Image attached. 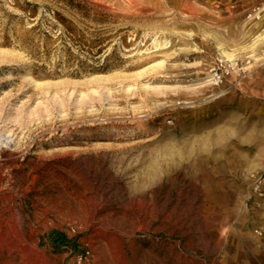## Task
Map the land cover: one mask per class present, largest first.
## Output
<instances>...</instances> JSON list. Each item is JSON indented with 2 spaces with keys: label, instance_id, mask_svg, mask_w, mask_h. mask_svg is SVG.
<instances>
[{
  "label": "rangeland",
  "instance_id": "obj_1",
  "mask_svg": "<svg viewBox=\"0 0 264 264\" xmlns=\"http://www.w3.org/2000/svg\"><path fill=\"white\" fill-rule=\"evenodd\" d=\"M6 14L49 48L0 44V264H264V0Z\"/></svg>",
  "mask_w": 264,
  "mask_h": 264
},
{
  "label": "trees",
  "instance_id": "obj_2",
  "mask_svg": "<svg viewBox=\"0 0 264 264\" xmlns=\"http://www.w3.org/2000/svg\"><path fill=\"white\" fill-rule=\"evenodd\" d=\"M40 5L34 2L25 1L24 6L21 7L24 13L36 14ZM33 18H35L33 16ZM6 23L0 29V44L6 47L17 46L25 49L30 56L39 60L42 54L48 51L49 48V34L41 30L40 21L33 26L29 32L33 35L21 36L17 28L18 21L21 17L17 14H6ZM46 36V38L43 37Z\"/></svg>",
  "mask_w": 264,
  "mask_h": 264
},
{
  "label": "built area",
  "instance_id": "obj_3",
  "mask_svg": "<svg viewBox=\"0 0 264 264\" xmlns=\"http://www.w3.org/2000/svg\"><path fill=\"white\" fill-rule=\"evenodd\" d=\"M234 71L238 73L242 71V67L239 66L238 62H228L222 58H218L210 69V80L214 86L220 87L225 84L229 74ZM257 187L259 188L260 184Z\"/></svg>",
  "mask_w": 264,
  "mask_h": 264
},
{
  "label": "bare ground",
  "instance_id": "obj_4",
  "mask_svg": "<svg viewBox=\"0 0 264 264\" xmlns=\"http://www.w3.org/2000/svg\"><path fill=\"white\" fill-rule=\"evenodd\" d=\"M4 49V48H3ZM4 50H9V49H7V48H5ZM224 55H225V57H227V58H229V59H231V55L230 54H228V53H226V52H224L223 53ZM38 83H39V81H38ZM95 235H97L98 236V234H95ZM31 245V244H30ZM31 246H33V245H31ZM30 246V247H31ZM31 250V249H30ZM36 250V249H35ZM31 252H32V250H31ZM37 252V251H36ZM35 253V252H34ZM30 254V253H29ZM32 255V254H31ZM31 257V256H30ZM34 256H32V258H33ZM33 263L34 264H37L38 263V261H37V259H33Z\"/></svg>",
  "mask_w": 264,
  "mask_h": 264
}]
</instances>
